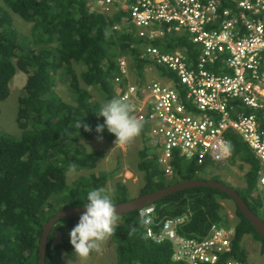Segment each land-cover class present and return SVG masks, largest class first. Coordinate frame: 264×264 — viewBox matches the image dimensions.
Listing matches in <instances>:
<instances>
[{
    "label": "trees",
    "instance_id": "obj_1",
    "mask_svg": "<svg viewBox=\"0 0 264 264\" xmlns=\"http://www.w3.org/2000/svg\"><path fill=\"white\" fill-rule=\"evenodd\" d=\"M134 1L125 0L124 7L103 14L93 11L87 0H2L0 103L9 97L10 81L17 71L25 73L27 78L16 114L20 135L0 132V264H37L44 224L61 209L83 207L88 191L106 188L110 176L106 172L90 173L71 184L67 183V173L92 171L103 161L105 151L88 152L85 142L100 140L98 136L107 143L116 139L106 129L99 134L95 131L103 118L96 117L95 110L101 104L89 88L98 91L101 102L115 98L112 79L118 75L119 60L125 57L131 59L134 72L142 78L146 62L139 59V53L148 42L137 37L130 24L127 7ZM10 13L31 24L26 44L19 42ZM123 22L127 27L123 25L120 31L111 29ZM153 45L168 52L184 51L192 59L198 55V49L186 33L167 34ZM76 67L82 68L77 72ZM156 70L162 78L165 76L163 68ZM58 73L67 84L71 103L53 90ZM84 125L91 131H85ZM146 130L147 124L143 123V139ZM225 138L231 157L249 166L244 174L245 186L235 190L248 208L264 221L263 199L259 194L254 195L259 161L233 132H227ZM172 168V175L165 176L155 149L149 140L145 141L138 151L137 169L143 178L138 196L188 180L219 179L218 176L206 179L202 175L204 165L184 160L178 154L173 156ZM110 193L114 204L128 200L126 187L120 182L116 183V191ZM225 199L233 201L223 192L200 187L171 194L154 206L161 219L185 216L179 234L201 240L213 224L225 221L222 214ZM234 215L237 222L231 250L220 256L217 264L227 260L247 264V252L242 245L245 236L259 242L260 252L264 254V239L236 205ZM117 218L121 223L110 236L115 243V264H184L172 261L170 244H153L146 237V227L138 211ZM75 221L64 219L55 223L49 236L45 264H57L62 251L66 254L73 251L70 240H64L54 249L50 248V243L54 231H64V226L71 227Z\"/></svg>",
    "mask_w": 264,
    "mask_h": 264
},
{
    "label": "built area",
    "instance_id": "obj_2",
    "mask_svg": "<svg viewBox=\"0 0 264 264\" xmlns=\"http://www.w3.org/2000/svg\"><path fill=\"white\" fill-rule=\"evenodd\" d=\"M96 4L106 11L112 0ZM127 10L135 34L148 42L139 59L163 68L165 76L131 79L129 60L121 58L113 90L147 124L145 138L165 176L172 175L174 154L199 166L224 165L231 152L217 158L218 150L230 131L259 161L258 187L264 188V0H135ZM172 33L188 35L198 49L195 59L152 45ZM138 215L147 219L145 234L153 244H170L173 262L217 264L231 250L234 229L221 223L196 240L179 234L185 216L161 219L154 205Z\"/></svg>",
    "mask_w": 264,
    "mask_h": 264
},
{
    "label": "rangeland",
    "instance_id": "obj_3",
    "mask_svg": "<svg viewBox=\"0 0 264 264\" xmlns=\"http://www.w3.org/2000/svg\"><path fill=\"white\" fill-rule=\"evenodd\" d=\"M91 7H95L94 0H87ZM0 5H3L2 0H0ZM12 19V26L19 36V42L26 44V38L30 37L31 24L22 20L18 15L10 13ZM171 35V34H170ZM176 35V34H175ZM158 39L156 41H161ZM155 41V42H156ZM153 45V43H152ZM156 47V46H155ZM158 48V47H157ZM159 49V48H158ZM168 53L166 50H161ZM176 51V50H175ZM181 51V50H180ZM174 52L170 51L169 53ZM82 67H76V71L79 72ZM135 74L131 79H134ZM146 79H157L155 77V70H151L146 74ZM27 75L21 71H17L16 75L10 81V95L9 97L0 103V132L6 133L13 136H19L20 130L16 123V114L18 107V99L21 97L23 86L25 84ZM53 90L61 97L65 102L71 103L72 98L67 89V84L62 81V76L58 73L54 80ZM94 99L102 105L100 94L94 88H89ZM143 133L137 136L131 142L125 145H118L115 147L114 141L112 143H107L102 139L97 141L85 142L84 146L88 152L103 150L105 151V157L102 162L99 163L96 169L92 171H79L73 172L69 171L67 173V183L71 184L80 177L87 176L90 173H101L106 172L110 176L106 184V188L110 192L116 191V183L120 182L126 187L127 199L132 200L138 197L139 190L142 187L143 178L142 174L137 169L138 162V151L142 148L143 143L147 138L142 137ZM249 166L240 162L238 158H229L224 165L211 166L209 163L204 165L205 171L203 172V177L210 179L213 176H218L217 181L223 182L224 184L230 185L234 189L243 188L244 184V174L248 170ZM113 173V175H111ZM259 194L264 202V188H257L254 195ZM222 214L225 217L223 226L234 228L237 218L234 215L235 205L234 202L228 199L222 201ZM119 218H117L118 220ZM72 227V226H71ZM71 227H65V240H70L69 230ZM242 245L247 252V264H264V254H261V244L251 239L249 236H245L242 241ZM99 253L97 252L93 255L94 250L90 255L92 257L86 259L75 258L73 252L71 254H65L62 251L61 258L57 264H67L69 260H72L71 264H115L116 263V253H115V243L109 237L106 241L102 242L99 247Z\"/></svg>",
    "mask_w": 264,
    "mask_h": 264
},
{
    "label": "clouds",
    "instance_id": "obj_4",
    "mask_svg": "<svg viewBox=\"0 0 264 264\" xmlns=\"http://www.w3.org/2000/svg\"><path fill=\"white\" fill-rule=\"evenodd\" d=\"M94 1L95 7H92V10L103 14H109L115 9L118 10L119 8L124 7L125 3V0H118L116 2L112 0L111 6L104 11L97 6L96 0ZM123 25L127 27L123 22L120 25H113L111 29L113 31H120ZM114 26H117L116 30L113 29ZM125 58L129 60L131 73L137 76L132 68L131 59L129 57ZM151 70H154V67L151 65L147 66L146 64L141 79L146 80L145 76ZM155 72H157L156 69ZM159 77L161 78V75H158L155 78L158 79ZM133 112L134 105L128 102L126 98H112L107 100L95 110L97 119L99 120L100 118H103V123H98L95 131L99 134L106 129L110 134L115 136V147L118 145H125L139 136L142 130V123L133 115ZM77 127H81L79 121ZM84 130L91 131V128L88 125H84ZM101 138L102 137L98 136V139ZM229 151L230 145L225 142L218 150L219 155L217 158L226 155ZM83 208V213L80 215L79 219H77L78 221L74 220L75 222H73V224H76L69 233L70 244L73 248L72 252L75 258L79 259H86L94 250L99 249L102 242L106 241L113 234L117 225V217L119 215L117 208L113 203L110 191L104 187L88 191ZM141 223L147 224L148 221L147 219L142 218ZM61 232L62 240L64 241L66 238L64 235L65 231ZM71 262L72 260H69L67 264H71Z\"/></svg>",
    "mask_w": 264,
    "mask_h": 264
},
{
    "label": "water",
    "instance_id": "obj_5",
    "mask_svg": "<svg viewBox=\"0 0 264 264\" xmlns=\"http://www.w3.org/2000/svg\"><path fill=\"white\" fill-rule=\"evenodd\" d=\"M211 188L223 192L229 196L236 207L239 209L240 213L248 220V222L254 227L258 235L264 239V221L256 214H254L247 206V204L242 200L237 191L225 184H222L213 180H188L173 184L169 187L156 190L154 192L140 195L135 199L127 200L122 203L114 204L117 208L118 217L124 214L135 212L143 207L154 205L156 202L170 196L171 194L177 193L182 190L192 189V188ZM83 207H68L57 211L46 224L43 226L42 235L39 242L38 249V263L45 264L46 251L49 242L50 233L56 222L59 220H77L83 213ZM62 232L56 231L52 242L50 243V248L54 249L57 246L62 245Z\"/></svg>",
    "mask_w": 264,
    "mask_h": 264
},
{
    "label": "crops",
    "instance_id": "obj_6",
    "mask_svg": "<svg viewBox=\"0 0 264 264\" xmlns=\"http://www.w3.org/2000/svg\"><path fill=\"white\" fill-rule=\"evenodd\" d=\"M257 188H259V187H257ZM256 195H257V194H256ZM120 223H121V220L118 219V220H117V225H116V226H118ZM75 224H76V223H74V224L72 225V227H71L69 230H71V229L75 226ZM99 250H100V249L94 251V252H93V255H95ZM98 253H99V252H98ZM90 257H92V255H89L87 258H90ZM91 264H92V263H91Z\"/></svg>",
    "mask_w": 264,
    "mask_h": 264
},
{
    "label": "flooded vegetation",
    "instance_id": "obj_7",
    "mask_svg": "<svg viewBox=\"0 0 264 264\" xmlns=\"http://www.w3.org/2000/svg\"><path fill=\"white\" fill-rule=\"evenodd\" d=\"M54 233H55V231H54Z\"/></svg>",
    "mask_w": 264,
    "mask_h": 264
},
{
    "label": "bare ground",
    "instance_id": "obj_8",
    "mask_svg": "<svg viewBox=\"0 0 264 264\" xmlns=\"http://www.w3.org/2000/svg\"><path fill=\"white\" fill-rule=\"evenodd\" d=\"M258 187V186H257Z\"/></svg>",
    "mask_w": 264,
    "mask_h": 264
}]
</instances>
